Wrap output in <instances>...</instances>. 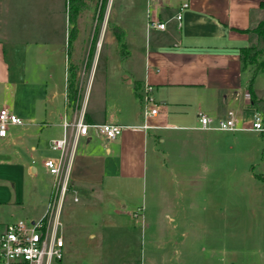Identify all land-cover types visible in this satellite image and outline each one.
<instances>
[{
	"label": "crops",
	"instance_id": "1",
	"mask_svg": "<svg viewBox=\"0 0 264 264\" xmlns=\"http://www.w3.org/2000/svg\"><path fill=\"white\" fill-rule=\"evenodd\" d=\"M261 2L264 0H147L153 14L143 26V50L111 55L103 68L98 66L97 52L93 65H86L81 72L82 54H72L71 45L66 44L70 21L50 19L49 0H0V110L8 109L27 126L24 140L18 137L12 143L9 164L16 170L15 178L24 181L29 177L31 192L35 189V199L26 208L13 202L18 211L0 224L21 220L17 215L33 222L44 213L52 197L53 180L43 163L59 157L51 141L67 133L72 145L73 133L65 131L64 123L79 118L90 125L128 129L112 141L90 130L87 136L78 137L74 149L70 145L65 160L69 167L67 195L75 205L68 206L96 209L80 204L78 192L87 191L92 199L101 197L103 207L109 198H116L125 208L133 186L140 190L137 183L141 181V192L144 190L149 166L153 171L169 172L176 185L199 184L207 189L202 191L203 201L217 207L222 197L217 189L226 183L242 188L237 198H245L249 211L257 212L264 221V131L252 128L254 113L260 112L263 119L264 114L256 109L248 91L252 67L241 61V50L256 44L248 30L263 18ZM180 11L179 27L176 16ZM151 21L164 23L166 29L150 28ZM80 25L77 19V32ZM146 86L153 89L151 97L158 114L147 120L152 129L137 131L134 128L144 123ZM71 89L77 91L76 100L70 98ZM252 89L256 100L264 101V72L255 77ZM229 113L236 129L222 131L218 122ZM200 114L215 123L207 130L200 129ZM177 140L184 146L177 162L171 163L174 151H160L159 146ZM199 170L200 177L194 175ZM189 208L191 211L192 204ZM179 225L175 222L173 229L178 230ZM65 230L66 223L63 236ZM67 232V237L74 234Z\"/></svg>",
	"mask_w": 264,
	"mask_h": 264
},
{
	"label": "rangeland",
	"instance_id": "2",
	"mask_svg": "<svg viewBox=\"0 0 264 264\" xmlns=\"http://www.w3.org/2000/svg\"><path fill=\"white\" fill-rule=\"evenodd\" d=\"M84 3L78 18L68 22L66 40L72 54L83 56L78 65L81 72L86 65L89 68L93 65L97 52L100 54L98 66L103 68L111 55L143 50L146 34L143 26L153 14L152 4L148 5L147 0H85ZM47 13L50 19L69 20L68 0H49ZM77 19L81 21L79 32L74 29ZM69 62L73 63V59ZM84 83L85 86L86 79ZM24 122L8 126L9 141L0 139V201H5L0 206V221L14 217L13 212L18 210H14L13 202L26 208L35 199L30 178L24 177V181L15 178L16 170L9 164L13 141L18 137L24 140L27 127ZM183 146L177 140L171 145H160L159 150L174 151L173 163L177 162ZM263 149L264 146L262 153ZM21 151H25L23 146ZM260 167H257L259 172ZM194 175L200 177L202 172L199 170ZM173 180L169 172L153 171L148 166L144 190L141 192V181L137 183L140 190L133 186L132 198L125 208L116 198H109L103 207L101 197L92 199L83 191L77 194L80 204H91L96 209L83 211L77 206L74 209L68 206L73 203L72 196L67 195L61 219L63 225L66 223L65 255L61 262L52 264H264V221L257 212L249 211L245 198H237L242 188L226 183L217 189L222 193L217 207L215 203L203 201L202 191L207 189L199 184L176 185L171 183ZM9 201L12 204H7ZM46 210L47 206L35 220L43 218ZM136 213L143 217L135 216ZM15 218L22 220L25 216ZM175 222L180 224L178 230L173 229ZM67 230L74 233L72 237H67Z\"/></svg>",
	"mask_w": 264,
	"mask_h": 264
},
{
	"label": "built area",
	"instance_id": "3",
	"mask_svg": "<svg viewBox=\"0 0 264 264\" xmlns=\"http://www.w3.org/2000/svg\"><path fill=\"white\" fill-rule=\"evenodd\" d=\"M186 7V6H185ZM182 19L181 11L176 16V21L180 27ZM150 28L164 31V23L151 21ZM152 87L146 86L143 97V117L144 123L134 130L147 131L153 127L147 123L150 118L156 117L158 110L151 97ZM153 105L154 107H151ZM200 129L207 130L214 123V119L200 114L198 117ZM21 120L8 109L0 110V139L6 138L8 126L21 125ZM218 128L222 131H234L236 129L235 120L231 113L225 120L218 122ZM253 130L263 132V117L259 112L253 115ZM65 131H72V145L67 133L62 139L51 141V148L59 152L57 159H47L44 161V168L52 177V197L47 206L46 214L37 221L17 220L9 224H0V264H52L61 262L65 255V240L63 236V224L61 221V210L64 197L69 192V167L65 164L68 149H74L78 137L87 136L90 130L96 131L107 141L115 140L127 130L111 124L90 125L82 118L73 122L64 123ZM77 202V198L74 199Z\"/></svg>",
	"mask_w": 264,
	"mask_h": 264
},
{
	"label": "trees",
	"instance_id": "4",
	"mask_svg": "<svg viewBox=\"0 0 264 264\" xmlns=\"http://www.w3.org/2000/svg\"><path fill=\"white\" fill-rule=\"evenodd\" d=\"M85 0H68V15L69 21L78 18L80 10L85 6ZM260 9L263 14V18L258 21L248 32L256 38V44L250 45L247 48L241 50V61L245 66L252 67V78L248 85V91L250 98L252 99L256 109L264 114V101L256 100L253 92V81L255 77L264 72V2L260 3ZM77 91H70V98L76 100ZM260 113V112H259ZM264 122V119H263Z\"/></svg>",
	"mask_w": 264,
	"mask_h": 264
}]
</instances>
